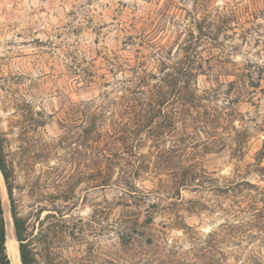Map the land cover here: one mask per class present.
<instances>
[{
  "label": "rangeland",
  "instance_id": "374dc122",
  "mask_svg": "<svg viewBox=\"0 0 264 264\" xmlns=\"http://www.w3.org/2000/svg\"><path fill=\"white\" fill-rule=\"evenodd\" d=\"M159 41L173 62L189 46L198 55L190 68L194 116L177 124L166 146L184 136L185 144L177 143L189 146L199 179L208 171L222 183L244 177L264 186V159L258 160L264 150V0H0V131L36 264L117 263L121 191L87 178L98 164L86 160L84 107L72 102L96 98L100 106L105 91L120 95L116 82L131 72L113 66L118 57L127 63L146 57L160 74L151 44ZM154 143L148 139L141 149L152 161ZM174 183L157 174L155 164L137 181L152 198L165 199L166 210L154 222L172 225L169 239L184 236L178 213L202 232L223 220L212 207L228 203L226 195L188 187L181 201L167 192ZM0 192L8 253L20 259L1 171Z\"/></svg>",
  "mask_w": 264,
  "mask_h": 264
},
{
  "label": "trees",
  "instance_id": "16d2710c",
  "mask_svg": "<svg viewBox=\"0 0 264 264\" xmlns=\"http://www.w3.org/2000/svg\"><path fill=\"white\" fill-rule=\"evenodd\" d=\"M151 44L156 49L154 60L161 66V75L148 68L144 61L146 57H138L129 63L118 57L113 66L131 72L130 76L116 82L121 87L120 95L105 91L100 106L96 98L72 102L74 106L84 107L81 136L87 148L86 160L95 159L98 164L96 175L89 174L87 178L97 181L95 187H117L121 191L117 233L120 247L116 264H264V186L244 177L222 183L218 177H208V171L199 179L196 159L191 161L192 155L187 151L189 146L181 148L180 144H185L184 136L166 146L169 138L177 135V124L187 115L193 117L192 110L198 104L197 90L190 82L195 75L190 68L198 63L197 52H190L189 46L186 56L173 62L164 51L165 45L160 41ZM152 80L155 83L151 84ZM187 134L191 135L190 131ZM148 139H153L158 149L155 161L141 151ZM198 144L196 142L193 148ZM262 159L264 150L258 154V160ZM152 164H155L157 174H167L175 180L174 184H167L169 197L181 200L182 189L188 187L226 195L228 203H216L212 207L225 215L223 220L202 232L185 223L178 213L177 226L181 227L184 236L169 239L166 229L172 225L166 221L162 224L154 222L155 214L166 210L165 199L158 195L152 198V193L137 184L145 178ZM0 171L11 203L21 262L36 264L29 244L27 221L20 214L14 196L15 171L8 161L1 131ZM7 239L0 192V264H13ZM134 241H141L142 245L138 248Z\"/></svg>",
  "mask_w": 264,
  "mask_h": 264
},
{
  "label": "bare ground",
  "instance_id": "6f19581e",
  "mask_svg": "<svg viewBox=\"0 0 264 264\" xmlns=\"http://www.w3.org/2000/svg\"><path fill=\"white\" fill-rule=\"evenodd\" d=\"M11 261H12L13 264H22L21 259H19L17 257V253L16 252L13 254V258L11 259Z\"/></svg>",
  "mask_w": 264,
  "mask_h": 264
}]
</instances>
